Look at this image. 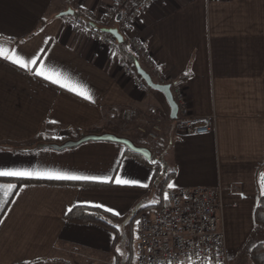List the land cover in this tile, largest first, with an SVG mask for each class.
I'll return each mask as SVG.
<instances>
[{"label": "crops", "instance_id": "obj_1", "mask_svg": "<svg viewBox=\"0 0 264 264\" xmlns=\"http://www.w3.org/2000/svg\"><path fill=\"white\" fill-rule=\"evenodd\" d=\"M116 2L0 0V46L14 49L26 62L39 57L37 66L42 61L49 72L59 73L89 97L0 60V170L107 178L106 183L30 178L39 182L17 187L3 180L16 178L0 177V264H84L83 259L105 264L121 235L98 224L67 221L69 209L100 204L119 213L106 212L115 228L128 225L133 232V217L162 207L169 184L219 192L230 263L258 230L254 211L264 168V0H157L138 14L117 49L94 42L62 15L88 12L100 21ZM131 42L139 43L147 56L148 62L136 58L152 83L158 84L157 75L172 79L183 88L191 117L211 118L209 133L184 134L173 122L162 127L156 142L139 133L156 119L174 121L177 111L172 119L163 92L141 76L143 90L124 76L119 50L132 53ZM181 76L186 79L180 81ZM127 110L137 117L124 121ZM102 132L149 149L158 142V156L170 173L165 190L163 179L158 185L154 180L153 162L138 159L122 145L87 142L31 152L9 148ZM117 178L136 183L118 185ZM8 184L15 188L5 199Z\"/></svg>", "mask_w": 264, "mask_h": 264}, {"label": "built area", "instance_id": "obj_2", "mask_svg": "<svg viewBox=\"0 0 264 264\" xmlns=\"http://www.w3.org/2000/svg\"><path fill=\"white\" fill-rule=\"evenodd\" d=\"M157 0H117L98 21L88 12L66 16V23L87 35L96 43L117 49L119 43L104 29H115L124 37L139 13ZM74 12V11H73ZM99 22V23H98ZM132 54L148 62L137 42H131ZM122 73L137 88L145 84L135 68L121 62ZM160 85H169L177 107V117L156 119L147 129H139L149 141L158 139L162 127L173 122L175 130L184 134L203 135L210 131V117L192 118L183 88L172 79L156 76ZM137 117L136 112L124 111L126 122ZM168 199L153 213H139L133 219L135 264H230L226 255L224 228L219 216L221 199L218 191L206 187L167 188ZM164 193V194H165Z\"/></svg>", "mask_w": 264, "mask_h": 264}, {"label": "trees", "instance_id": "obj_3", "mask_svg": "<svg viewBox=\"0 0 264 264\" xmlns=\"http://www.w3.org/2000/svg\"><path fill=\"white\" fill-rule=\"evenodd\" d=\"M74 15H81L79 11H74ZM122 44L119 43V46ZM119 52L122 54L121 58L123 61H127L129 64H131L133 67L138 64L137 58L129 51L125 49L119 50ZM186 79V76H181L180 81H184ZM49 125H46L44 128L48 130ZM64 141L60 142L63 143ZM39 142H34L29 144L28 146H22V145H15L9 147L12 151L14 152H31L36 150L37 148H34L35 144ZM40 143H53L50 142V140H45L44 142ZM6 145H3L4 147ZM154 149L156 152H154ZM152 151V159L151 162H153L154 166V180L158 182V179L161 178L163 179V190L166 185V180L167 177L169 176L170 173L167 172V167L165 165L164 160L162 157L158 156V142L151 148ZM131 153L130 151H128ZM160 153V152H159ZM138 159L143 160L142 157L131 153ZM158 165H160L162 168L158 169ZM3 180H9L12 182H15L17 187H20L21 185L24 184H31V183H37L39 181L36 180H29V179H3ZM83 184L84 186H89V187H97L101 186L100 183H80ZM137 215V214H136ZM135 215V216H136ZM134 216V217H135ZM133 217V219H134ZM65 219L69 222L76 223V224H83V223H94L101 225L103 227H106L112 231L115 229L114 223L111 221L112 216L106 213L105 211L97 208H90V207H84V206H75L74 208L71 209L66 215ZM254 222L256 225V228L261 232H264V194H260L258 198V202L254 211ZM248 257L249 260L252 264H264V241H257L254 243L249 251H248Z\"/></svg>", "mask_w": 264, "mask_h": 264}, {"label": "snow or ice", "instance_id": "obj_4", "mask_svg": "<svg viewBox=\"0 0 264 264\" xmlns=\"http://www.w3.org/2000/svg\"><path fill=\"white\" fill-rule=\"evenodd\" d=\"M0 60L9 62L27 72L32 73L34 76L40 77L44 80L49 81L52 84L58 85L61 88H65L68 91H73L77 95L82 96L85 99H89L88 95L84 91H78L74 86H70L66 82L62 80L59 73H52L49 72L43 65V62L40 61L39 66L38 60L39 57L32 58L29 61H25L24 59L20 58L14 49L9 50L7 48H4L0 46ZM55 123V121H53ZM0 177L8 178V177H14L16 179H30V178H38V179H49V180H69V181H99L101 183H106L107 178H98V177H87V176H73V175H66L61 173H52V172H32L28 170H0ZM264 178V177H262ZM115 183L118 185H131L135 184V181H128V180H122L120 178H117L115 180ZM142 187H147V185H142ZM169 188H172L173 185L169 184ZM6 190L4 192V197L7 199L8 196L12 195V189L15 188V185L8 184L5 186ZM164 199H168V194H164ZM96 208L104 207L100 204L93 205ZM71 211V209H69ZM105 212H111L113 216H118L119 213L104 207ZM119 251V249H117Z\"/></svg>", "mask_w": 264, "mask_h": 264}, {"label": "water", "instance_id": "obj_5", "mask_svg": "<svg viewBox=\"0 0 264 264\" xmlns=\"http://www.w3.org/2000/svg\"><path fill=\"white\" fill-rule=\"evenodd\" d=\"M73 14L74 12L72 10H68L62 13L63 16H70ZM103 31L112 35L117 40L118 43L122 42L123 40L122 36L117 32V30L104 29ZM134 68L136 72L138 73V75L141 76L145 80L148 86H150L153 89L159 90L166 95L168 103L171 107V118L174 119L176 117L177 107L172 98V95L170 94L169 86L158 85V84L152 83L149 76L140 69L138 64L135 65ZM87 142H110V143L122 145L128 151L142 157L147 162H150L152 159V152H151V149H149L148 147L137 145L136 143H134L131 139L127 137H121V136L115 135L113 133H108V132H102L100 134H86V135L80 136L77 139L66 140L63 143H40L39 142L35 144L34 148H37V149L49 148V149H53L56 151H61L64 149H72V148L78 147Z\"/></svg>", "mask_w": 264, "mask_h": 264}, {"label": "rangeland", "instance_id": "obj_6", "mask_svg": "<svg viewBox=\"0 0 264 264\" xmlns=\"http://www.w3.org/2000/svg\"><path fill=\"white\" fill-rule=\"evenodd\" d=\"M86 134H96V133H86ZM86 134H82V135H86ZM154 152H156L155 149H154ZM161 168L162 167L158 165V169H161ZM262 177H264V168L260 171L258 175V182H257L262 194H264V178ZM157 185H158V182H157ZM115 232L117 234H120L121 236L119 237L118 242L114 247V252H112L110 259L107 260L105 264H135L136 255H135L134 233L131 232L128 225H126L123 230H121L119 226H116ZM262 240L264 241V232H261V230L259 231L255 229L253 231V234L247 240L244 241L242 248H241V252L235 257H233V259L231 260V263L230 262L229 263L230 264H252L248 257V251L254 243H256L257 241H262ZM117 249H119V251H117ZM88 262L89 261L87 259L82 260V263L84 264H89Z\"/></svg>", "mask_w": 264, "mask_h": 264}]
</instances>
